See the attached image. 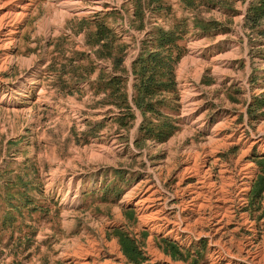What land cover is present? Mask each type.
I'll use <instances>...</instances> for the list:
<instances>
[{"label": "rangeland", "instance_id": "obj_1", "mask_svg": "<svg viewBox=\"0 0 264 264\" xmlns=\"http://www.w3.org/2000/svg\"><path fill=\"white\" fill-rule=\"evenodd\" d=\"M162 2L138 29L134 0H0V264H136L119 228L142 245L140 264H189L164 252L163 237L201 250L203 264H264V195L250 205L264 157V112L250 111L264 96V36L245 24L248 0L235 12ZM196 15L229 31L194 30ZM97 18L128 44L131 92L147 34L184 19L193 29L168 140L137 145L141 112L128 128L93 89L99 70H112L79 30ZM75 51L92 56L78 62L84 81L65 73Z\"/></svg>", "mask_w": 264, "mask_h": 264}, {"label": "trees", "instance_id": "obj_2", "mask_svg": "<svg viewBox=\"0 0 264 264\" xmlns=\"http://www.w3.org/2000/svg\"><path fill=\"white\" fill-rule=\"evenodd\" d=\"M238 1L247 0H182L186 9L197 10L207 8L212 10L220 7L227 12H235ZM249 5L246 10L245 24L254 31L264 36V29L259 27L264 23V0H248ZM135 24L134 27L143 29L146 27L147 11H161L164 8L162 0H134ZM239 12V11H238ZM195 25L193 29H198L204 33L213 31H224L225 23L217 20H205L198 15L193 17ZM184 20L177 21L170 28L156 26L147 34L143 40L142 51L133 62L132 74L135 77L133 90L130 91L129 71L124 68L125 56L128 50L122 38L110 28L103 19L97 18L94 21L82 20L80 22V31H85L87 45L93 50L95 57L100 60L110 61L112 70L100 69L98 78L92 83L93 89L98 93H105V103L114 105L119 109L118 115L122 124L128 128L137 118L136 113L140 111L143 116V122L139 128V136L136 138V144L145 143L148 139H157L159 142L168 140L178 131V124L169 122L172 117L168 114L169 109H175L180 99L178 89V80L176 66L183 55L186 53V45L183 44L186 35L193 30ZM85 59L92 60V56L75 51L69 59V70L65 73L76 78L77 81L87 79L82 72V66L78 62ZM95 69H91L92 73ZM87 72V74H89ZM61 77V76H60ZM259 110L264 112V96L257 97L251 104V114L257 116ZM255 161L259 166V173L253 182L250 191V205L258 204L264 195V157L255 156ZM31 199L25 198L21 201L22 205L32 203ZM18 201L13 204L11 211H21L22 206ZM132 211V210H130ZM133 214V212H129ZM23 214L19 217H7L5 223L9 221L10 225L17 222L19 218L23 219ZM115 234L119 237L122 250L130 262L140 264L144 262L145 255L142 245L130 233L122 228L116 230ZM160 245L164 252L171 255L176 260L189 261V264L201 263V250L192 252V248H184L178 242L170 238H161ZM27 249L21 247V251ZM200 258V259H199ZM22 264V263H17ZM55 264H71L63 260H57Z\"/></svg>", "mask_w": 264, "mask_h": 264}, {"label": "bare ground", "instance_id": "obj_3", "mask_svg": "<svg viewBox=\"0 0 264 264\" xmlns=\"http://www.w3.org/2000/svg\"><path fill=\"white\" fill-rule=\"evenodd\" d=\"M186 105V104H185ZM218 148V147H217ZM213 156V155H212ZM204 193V192H203ZM202 195V194H201ZM192 206V205H191ZM154 219V218H153ZM153 223V222H152ZM154 224V223H153ZM157 224V223H156ZM158 226V225H157ZM157 226H156V228H157ZM155 227V226H154ZM153 228V227H152ZM154 229V228H153ZM176 236V235H175Z\"/></svg>", "mask_w": 264, "mask_h": 264}, {"label": "crops", "instance_id": "obj_4", "mask_svg": "<svg viewBox=\"0 0 264 264\" xmlns=\"http://www.w3.org/2000/svg\"><path fill=\"white\" fill-rule=\"evenodd\" d=\"M231 262V260H228V262L226 264H229Z\"/></svg>", "mask_w": 264, "mask_h": 264}]
</instances>
